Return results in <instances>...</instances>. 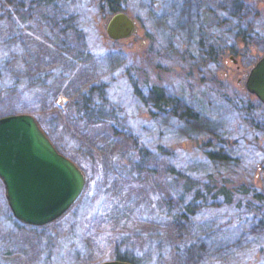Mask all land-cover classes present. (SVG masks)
Returning <instances> with one entry per match:
<instances>
[{
  "label": "rangeland",
  "instance_id": "obj_1",
  "mask_svg": "<svg viewBox=\"0 0 264 264\" xmlns=\"http://www.w3.org/2000/svg\"><path fill=\"white\" fill-rule=\"evenodd\" d=\"M233 1L122 0L138 25L125 39L108 36L99 0L0 2V116L33 114L86 174L46 225L14 216L0 178V264L94 263L125 248L153 264H227L211 252L264 264V214L243 204L264 191V103L245 86L264 54V0H242L240 23ZM207 130L236 140L231 167L204 160ZM206 185L231 201L203 204ZM189 203L195 217L181 218Z\"/></svg>",
  "mask_w": 264,
  "mask_h": 264
},
{
  "label": "water",
  "instance_id": "obj_2",
  "mask_svg": "<svg viewBox=\"0 0 264 264\" xmlns=\"http://www.w3.org/2000/svg\"><path fill=\"white\" fill-rule=\"evenodd\" d=\"M138 25L125 10L106 23L112 39H125ZM246 89L264 103V54L250 68ZM2 92L0 90V99ZM0 178L14 216L31 225H46L63 215L86 185L84 170L61 152L31 113L0 116ZM84 264H137L110 259Z\"/></svg>",
  "mask_w": 264,
  "mask_h": 264
},
{
  "label": "trees",
  "instance_id": "obj_3",
  "mask_svg": "<svg viewBox=\"0 0 264 264\" xmlns=\"http://www.w3.org/2000/svg\"><path fill=\"white\" fill-rule=\"evenodd\" d=\"M11 1H13V0H3V2H7V3L11 2ZM99 1H100V9L108 10V12H110L111 15L118 10H125L123 5L121 4L122 0H99ZM0 2H2V0H0ZM249 6H251V3H248L247 5L244 6V2L242 0H240L239 2H238V0L233 1L232 2V8H231L233 18H235V20H238L239 23L242 20H245L248 16L247 11H248ZM157 89L159 90V92L162 93L161 88L156 87V90ZM162 98L163 99H161L160 101L159 100L156 101V108L160 111H163L165 109V106L167 105V101H168L166 98H164V95ZM186 110L192 111V107L188 105ZM193 114L198 116L194 112H193ZM182 116H183V113H182ZM182 116L179 115V118H182ZM209 133H212V132H209ZM212 134L213 135H211V136H213L214 138L208 139L206 141L203 138V140L200 141L201 150L204 153L203 154L204 160L211 162L212 166H210V167L214 168V169L216 167L221 168V166L222 167H224V166L231 167L230 165L235 160L233 158V156L231 155V153L234 152V150H235L236 140L235 139L234 140L228 139L227 136H225V135L222 137L218 136V135H221L218 133H212ZM243 141H244V146H245L244 148H246V145H252V144H253V146H258V141L253 140V141H250L249 143L246 142L248 140H243ZM158 149H163V147L158 145ZM169 174H170V176L175 175V179L178 182H180L181 185L184 186L185 190H187V189L189 190L193 187V186L192 187L186 186V185H193V183H191L192 179L189 178L190 176L186 175V173H184L181 169L175 168L173 164L170 165ZM216 174L209 172V173H207V175H204V177H206V179H210V178L216 176ZM188 181H189V184H188ZM196 191H197V193L195 194V198H200L201 201L203 202V204L205 203L206 200H211V199L214 200V198L219 197L218 195H220V194L224 197L223 200L225 202L231 201V194L229 192H226V193L218 192L215 189V187H212L209 185L204 186L203 191L201 189H198V188L196 189ZM198 195H199V197H198ZM238 201H243V198H240ZM262 201H264V191L257 192L253 195H250L247 198L246 202H244L243 204H244V206H247V207L250 206L251 209L253 211H255L256 213L264 214V202H262ZM181 209H182V207H181ZM195 213H196L195 209L189 203V204L184 205L180 215H181V218L188 219V217H191V216L195 217ZM210 255L216 256V257L213 256V258L215 260L218 258L220 260L223 259L224 261H227V264H238V259L233 258V257L228 258V257H224V255L222 257H219V256H217V254L212 253V252L210 253ZM116 259L123 260V261H129V262H133V263H137V264H153V263H151V256L149 253L140 254V253L133 251L130 248H125L121 251L118 250L116 253Z\"/></svg>",
  "mask_w": 264,
  "mask_h": 264
}]
</instances>
